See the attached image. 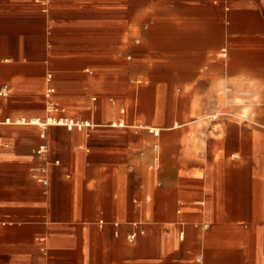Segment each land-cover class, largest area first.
<instances>
[{
	"label": "crops",
	"instance_id": "1",
	"mask_svg": "<svg viewBox=\"0 0 264 264\" xmlns=\"http://www.w3.org/2000/svg\"><path fill=\"white\" fill-rule=\"evenodd\" d=\"M0 264H264V0H0Z\"/></svg>",
	"mask_w": 264,
	"mask_h": 264
},
{
	"label": "built area",
	"instance_id": "2",
	"mask_svg": "<svg viewBox=\"0 0 264 264\" xmlns=\"http://www.w3.org/2000/svg\"><path fill=\"white\" fill-rule=\"evenodd\" d=\"M49 77H51V74H49ZM7 85L4 86L2 89V93H6L7 91ZM54 91L53 88H49L46 96L48 97V100L46 102V110L48 111V115L44 118L39 116L34 117H26V116H20L16 118L15 120H12L10 117L5 118L6 122H15V123H31V124H37L39 125L43 130L52 124H59V125H66L68 128L72 127H78L83 128L86 126H91L92 124L88 121H81L79 119H76L72 116L65 115V114H58V113H64L65 109L61 106H59L55 101L52 100L51 94ZM120 124H123V122H120ZM154 133H156V129H153ZM46 150L45 146H41L38 149H36V152L41 153ZM57 163L59 161H56ZM49 165L44 164L40 167H37L33 170V177L36 178L39 182H41L43 185L47 186L49 184ZM141 233H144V229L140 230ZM138 232L134 231L129 235V240L133 241L137 237Z\"/></svg>",
	"mask_w": 264,
	"mask_h": 264
}]
</instances>
